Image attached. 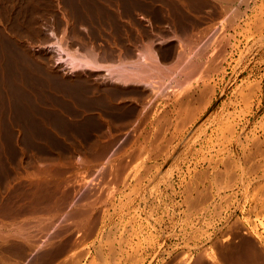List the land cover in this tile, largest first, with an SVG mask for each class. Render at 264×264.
<instances>
[{
	"label": "rangeland",
	"instance_id": "374dc122",
	"mask_svg": "<svg viewBox=\"0 0 264 264\" xmlns=\"http://www.w3.org/2000/svg\"><path fill=\"white\" fill-rule=\"evenodd\" d=\"M147 44L159 90L107 76ZM33 263L264 264V0H0V264Z\"/></svg>",
	"mask_w": 264,
	"mask_h": 264
},
{
	"label": "bare ground",
	"instance_id": "6f19581e",
	"mask_svg": "<svg viewBox=\"0 0 264 264\" xmlns=\"http://www.w3.org/2000/svg\"><path fill=\"white\" fill-rule=\"evenodd\" d=\"M218 5V4H217ZM223 7V6H222ZM65 41V40H64ZM55 42V41H54ZM59 43H61L60 41H59ZM57 41L54 43V47H55V49L57 50V56H56V60H58V62L60 61V62H63L64 64H65V66H67L68 68H70V69H81V68H83L84 69V67H86V68H98V67H100V65H102V64H99V62H97V61H95L94 59H93V57H94V55L95 54H93V57H92V53L90 54L89 52H88V58L86 57V54L84 55V57L83 56H81V55H83L82 53L80 54L77 50H75V51H77V53L79 54H76V53H73V52H71V51H66L65 49H64V46L66 45L67 46V44H64L63 46L62 45H60ZM146 44V43H145ZM69 45V44H68ZM68 49V48H67ZM91 50V49H90ZM142 50L143 51H141V52H139L140 54H138L139 56H138V58H137V60L136 61H123V62H118V64H116V66L115 67H111V65L110 66H106L105 68H106V74H107V76L108 77H110V79L112 80H116V81H119V82H122V84L124 83V84H129V83H131V82H138V84H139V82L140 83H142L143 82V84H147V85H149V86H151V87H153L152 89H154L155 91H156V89L157 90H159L160 88H159V86H160V84H158V83H160V82H158V81H160L159 79H162V78H164L165 77V75H167V73H165L166 72V70H164L165 72H163V70L159 67V64H158V61H157V54L155 53V51L153 50V48L151 47V45H145L143 48H142ZM86 53H87V51H85ZM84 53V52H83ZM89 55H91L90 57L92 58H89ZM95 58H96V56H95ZM124 58V57H123ZM98 60V59H97ZM119 61V60H118ZM122 61V60H121ZM117 62V61H116ZM114 66V65H113ZM102 67V66H101ZM96 68V69H97ZM99 69V68H98ZM176 70H177V67H176ZM169 75H171V74H169ZM166 76L167 78L169 77L170 78V76ZM107 77V78H108ZM163 81V80H162ZM162 81H161V85H162ZM165 83V82H164ZM137 84V83H136ZM142 84V85H143ZM145 86V85H144ZM81 206V205H80ZM79 207V206H78ZM83 208V207H82ZM77 210V209H76ZM81 210V209H80ZM79 210V211H80ZM83 210H86V209H83ZM90 210V209H89ZM92 210V209H91ZM75 212V211H74ZM82 212V211H81ZM88 212V211H87ZM78 213H80V212H78ZM83 213H84V211H83ZM70 214V213H69ZM68 213H67V215L70 217V215H69ZM77 214V213H76ZM80 214H82V213H80ZM66 215V216H67ZM73 215H74V213H73ZM72 215V216H73ZM79 214H77V216H78ZM82 216H85V213L82 215ZM76 217V216H75ZM81 216L79 215V218H80ZM66 218V217H65ZM76 219V218H75ZM66 220V219H65ZM51 222V221H50ZM52 223V222H51ZM53 224V223H52ZM55 225V224H54ZM58 225V224H57ZM43 226V225H42ZM65 226V225H64ZM66 227H67V225H66ZM20 228V227H19ZM40 232V231H39ZM38 232V233H39ZM30 233V232H29ZM26 234V233H25ZM28 234V233H27ZM54 234V233H53ZM27 236V235H26ZM33 236H35V235H33ZM33 240H34V238H33ZM32 240V241H33ZM68 240V239H67ZM49 243V242H48ZM49 245V244H48ZM51 245V244H50ZM67 245V244H66ZM62 247V246H61ZM64 247H66V246H64ZM69 247V246H68ZM50 248V247H49ZM52 248V247H51ZM62 249V248H61ZM65 249V248H64ZM68 249V248H67ZM56 250V249H55ZM57 250H58V248H57ZM56 250V251H57ZM50 251V250H49ZM49 251H47V252H49ZM59 251V250H58ZM55 252V251H54ZM60 252V251H59ZM58 252V253H59ZM63 252V251H62ZM46 253V252H45ZM56 254H58L57 252H55ZM53 254V253H52ZM50 256V255H49ZM54 256L56 257V255L54 254ZM53 256V257H54ZM38 262V261H37ZM44 263V262H43ZM34 264V263H33Z\"/></svg>",
	"mask_w": 264,
	"mask_h": 264
},
{
	"label": "crops",
	"instance_id": "0c3cea01",
	"mask_svg": "<svg viewBox=\"0 0 264 264\" xmlns=\"http://www.w3.org/2000/svg\"><path fill=\"white\" fill-rule=\"evenodd\" d=\"M153 8H156V9H163V10L165 9V10H166L168 7H153ZM182 10L187 11V10H189V9H188L187 7H182ZM131 12H132V15H136V13H139L138 16H140V17H142V18H144V19H147V15H143V16H142V14H141V7H132ZM76 49H77V51H78L80 54H81V53L83 54V55H81V56H83V57H84V55L86 54V57L88 58V55H87L88 52H89V53H90V52L92 53V57H93V54H95L94 57H93V59H94V60L96 59L95 61L99 62V64H102V62H100L99 59H98L97 56H96L97 53L92 52V51H89V50H88L87 53H86V52H84V51H81L80 48H79V46H76ZM77 51H76V54H78ZM141 51H143V50H141ZM141 51H140V52H141ZM83 52H84V53H83ZM91 53H90V54H91ZM138 54H139V53H138ZM78 55H79V54H78ZM90 56H91V55H89V58H91ZM95 56H96V58H95ZM91 59H92V58H91ZM97 59H98V60H97ZM85 68H86V67H84V69H85ZM96 68H97V67H96ZM79 69H80V68H79ZM81 69H83V68H81ZM87 69H91V68L88 67ZM92 69H94V68H92ZM94 70H95V69H94ZM136 83H138V82H136ZM139 83H140V82H139ZM142 84H143V82H142ZM144 85H147V84H144Z\"/></svg>",
	"mask_w": 264,
	"mask_h": 264
}]
</instances>
